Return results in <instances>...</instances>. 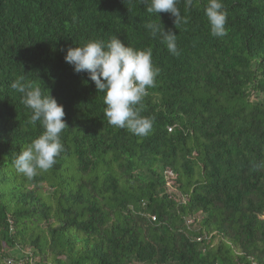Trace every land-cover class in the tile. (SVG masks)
I'll return each instance as SVG.
<instances>
[{
	"label": "trees",
	"instance_id": "1",
	"mask_svg": "<svg viewBox=\"0 0 264 264\" xmlns=\"http://www.w3.org/2000/svg\"><path fill=\"white\" fill-rule=\"evenodd\" d=\"M206 2L178 0L175 27L144 0H0V264H264V0H222L221 38ZM159 18L179 55L144 27ZM113 35L160 68L137 106L146 137L109 125L102 93L64 60ZM21 75L68 126L32 179L12 164L43 130L10 87Z\"/></svg>",
	"mask_w": 264,
	"mask_h": 264
},
{
	"label": "clouds",
	"instance_id": "2",
	"mask_svg": "<svg viewBox=\"0 0 264 264\" xmlns=\"http://www.w3.org/2000/svg\"><path fill=\"white\" fill-rule=\"evenodd\" d=\"M178 0H144L145 11L159 17L168 13L174 17V25L187 23L177 7ZM193 0H185L191 7ZM204 14L208 20L210 34L221 38L227 35L225 24L227 13L222 0H207ZM144 27L153 39H159L172 55H179L177 34L171 29L165 31L161 20L149 21ZM66 63L74 72H86L94 82L97 93H102L105 105L103 117L116 128H126L138 137L148 136L153 128L152 119L142 116L138 105L148 95V89L156 86L160 68L155 66L150 47L137 49L125 44L116 35L110 39L88 40L69 47L64 55ZM20 94V103L30 109V122H39L42 132L19 151L12 164L18 174L32 179L40 172H47L56 163V158L64 151L61 135L68 128L63 105L58 103L47 89L40 84L18 76L10 85Z\"/></svg>",
	"mask_w": 264,
	"mask_h": 264
},
{
	"label": "built area",
	"instance_id": "3",
	"mask_svg": "<svg viewBox=\"0 0 264 264\" xmlns=\"http://www.w3.org/2000/svg\"><path fill=\"white\" fill-rule=\"evenodd\" d=\"M168 129H169V130H171V129H172V127H169ZM151 219H152V220H154L155 218L152 216V217H151Z\"/></svg>",
	"mask_w": 264,
	"mask_h": 264
},
{
	"label": "rangeland",
	"instance_id": "4",
	"mask_svg": "<svg viewBox=\"0 0 264 264\" xmlns=\"http://www.w3.org/2000/svg\"><path fill=\"white\" fill-rule=\"evenodd\" d=\"M194 154H197V152H195ZM18 264H24V262H22V263H18Z\"/></svg>",
	"mask_w": 264,
	"mask_h": 264
}]
</instances>
